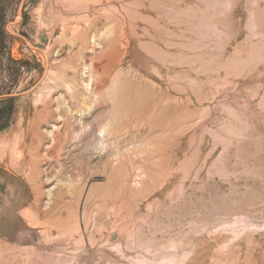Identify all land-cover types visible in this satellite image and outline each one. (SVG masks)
<instances>
[{"label":"rangeland","instance_id":"obj_1","mask_svg":"<svg viewBox=\"0 0 264 264\" xmlns=\"http://www.w3.org/2000/svg\"><path fill=\"white\" fill-rule=\"evenodd\" d=\"M0 264H264V0H0Z\"/></svg>","mask_w":264,"mask_h":264},{"label":"bare ground","instance_id":"obj_2","mask_svg":"<svg viewBox=\"0 0 264 264\" xmlns=\"http://www.w3.org/2000/svg\"><path fill=\"white\" fill-rule=\"evenodd\" d=\"M78 3L81 2V1H77ZM132 29V27H130ZM130 29V30H131ZM129 30V29H128ZM125 31V30H124ZM132 31V30H131ZM118 39V38H117ZM128 41V40H127ZM117 49V47H116ZM89 59V58H88ZM91 62V61H90ZM98 68V67H97ZM96 66H94V71H93V76H94V72L97 74L98 73V70H97ZM99 69V68H98ZM101 71V70H100Z\"/></svg>","mask_w":264,"mask_h":264}]
</instances>
